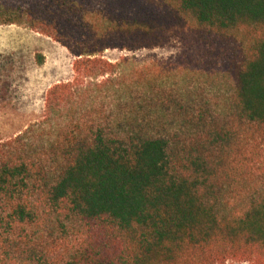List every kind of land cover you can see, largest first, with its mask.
Masks as SVG:
<instances>
[{"label":"trees","instance_id":"obj_1","mask_svg":"<svg viewBox=\"0 0 264 264\" xmlns=\"http://www.w3.org/2000/svg\"><path fill=\"white\" fill-rule=\"evenodd\" d=\"M11 25L74 60L0 141V264H264V0H0Z\"/></svg>","mask_w":264,"mask_h":264},{"label":"rangeland","instance_id":"obj_2","mask_svg":"<svg viewBox=\"0 0 264 264\" xmlns=\"http://www.w3.org/2000/svg\"><path fill=\"white\" fill-rule=\"evenodd\" d=\"M182 49L178 40H172L156 48L132 52L107 50L102 58L111 63L127 58L128 63L120 69L128 74L145 66L177 64ZM73 60L66 49L43 35L23 26H0V141L20 134L48 116L46 93L54 85L72 79ZM222 85H231V80L222 78L213 87L224 89ZM103 96L99 97L103 99ZM102 99L98 98L95 103L105 108ZM61 107L63 104H58ZM62 116L57 115L58 122L63 120ZM51 117L53 120L56 116L51 114ZM225 264L240 263L227 261Z\"/></svg>","mask_w":264,"mask_h":264}]
</instances>
